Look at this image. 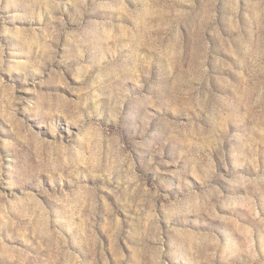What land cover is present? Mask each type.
I'll return each mask as SVG.
<instances>
[{
	"label": "rangeland",
	"instance_id": "1",
	"mask_svg": "<svg viewBox=\"0 0 264 264\" xmlns=\"http://www.w3.org/2000/svg\"><path fill=\"white\" fill-rule=\"evenodd\" d=\"M0 264H264V0H0Z\"/></svg>",
	"mask_w": 264,
	"mask_h": 264
}]
</instances>
